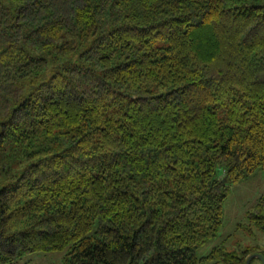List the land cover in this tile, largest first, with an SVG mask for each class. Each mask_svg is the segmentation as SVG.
<instances>
[{"label": "trees", "instance_id": "trees-1", "mask_svg": "<svg viewBox=\"0 0 264 264\" xmlns=\"http://www.w3.org/2000/svg\"><path fill=\"white\" fill-rule=\"evenodd\" d=\"M257 169L264 0H0V264H245L198 249Z\"/></svg>", "mask_w": 264, "mask_h": 264}, {"label": "rangeland", "instance_id": "rangeland-1", "mask_svg": "<svg viewBox=\"0 0 264 264\" xmlns=\"http://www.w3.org/2000/svg\"><path fill=\"white\" fill-rule=\"evenodd\" d=\"M264 196V170L257 169L246 179L230 184V194L224 202L222 226L216 237L198 249V255H207L218 244L239 253L246 247L264 252V230L257 228L248 219L259 199ZM11 264H71L65 261V251L26 254ZM250 264H262L255 257Z\"/></svg>", "mask_w": 264, "mask_h": 264}, {"label": "water", "instance_id": "water-1", "mask_svg": "<svg viewBox=\"0 0 264 264\" xmlns=\"http://www.w3.org/2000/svg\"><path fill=\"white\" fill-rule=\"evenodd\" d=\"M226 179L224 178V181ZM255 257H258L261 259L262 261V264H264V254L263 253H260V252H254L252 254H250L248 257H247V260H246V263L245 264H250L252 259L255 258Z\"/></svg>", "mask_w": 264, "mask_h": 264}]
</instances>
